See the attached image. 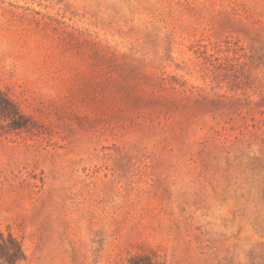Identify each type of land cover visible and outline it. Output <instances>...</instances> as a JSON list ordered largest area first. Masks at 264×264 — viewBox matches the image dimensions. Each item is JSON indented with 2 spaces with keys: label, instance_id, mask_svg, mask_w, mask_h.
Masks as SVG:
<instances>
[{
  "label": "rangeland",
  "instance_id": "1",
  "mask_svg": "<svg viewBox=\"0 0 264 264\" xmlns=\"http://www.w3.org/2000/svg\"><path fill=\"white\" fill-rule=\"evenodd\" d=\"M0 264H264V0H0Z\"/></svg>",
  "mask_w": 264,
  "mask_h": 264
},
{
  "label": "trees",
  "instance_id": "2",
  "mask_svg": "<svg viewBox=\"0 0 264 264\" xmlns=\"http://www.w3.org/2000/svg\"><path fill=\"white\" fill-rule=\"evenodd\" d=\"M8 258H7V262L8 263H14L15 262V260L17 259V252H13L12 254H8V256H7Z\"/></svg>",
  "mask_w": 264,
  "mask_h": 264
}]
</instances>
